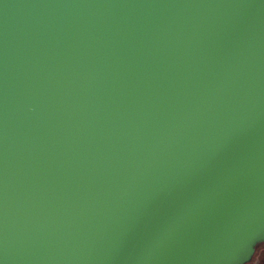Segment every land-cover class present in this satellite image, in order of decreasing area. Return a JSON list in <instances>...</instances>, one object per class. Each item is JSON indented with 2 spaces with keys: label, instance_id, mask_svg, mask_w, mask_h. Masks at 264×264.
<instances>
[{
  "label": "water",
  "instance_id": "obj_1",
  "mask_svg": "<svg viewBox=\"0 0 264 264\" xmlns=\"http://www.w3.org/2000/svg\"><path fill=\"white\" fill-rule=\"evenodd\" d=\"M262 243L264 0H0V264Z\"/></svg>",
  "mask_w": 264,
  "mask_h": 264
},
{
  "label": "trees",
  "instance_id": "obj_2",
  "mask_svg": "<svg viewBox=\"0 0 264 264\" xmlns=\"http://www.w3.org/2000/svg\"><path fill=\"white\" fill-rule=\"evenodd\" d=\"M247 264H264V243L256 248L252 260Z\"/></svg>",
  "mask_w": 264,
  "mask_h": 264
}]
</instances>
